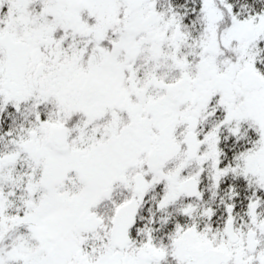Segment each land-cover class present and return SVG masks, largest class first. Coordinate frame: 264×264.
<instances>
[{
  "label": "snow or ice",
  "instance_id": "1",
  "mask_svg": "<svg viewBox=\"0 0 264 264\" xmlns=\"http://www.w3.org/2000/svg\"><path fill=\"white\" fill-rule=\"evenodd\" d=\"M0 264H264V0H0Z\"/></svg>",
  "mask_w": 264,
  "mask_h": 264
}]
</instances>
